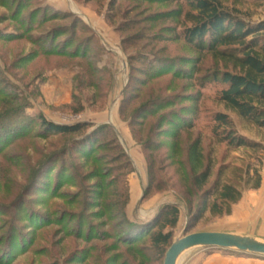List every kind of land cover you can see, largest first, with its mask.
I'll return each mask as SVG.
<instances>
[{
  "label": "trees",
  "instance_id": "trees-1",
  "mask_svg": "<svg viewBox=\"0 0 264 264\" xmlns=\"http://www.w3.org/2000/svg\"><path fill=\"white\" fill-rule=\"evenodd\" d=\"M83 1L88 3L93 0ZM126 1H134L135 7H124V5L127 6ZM244 1L108 0L106 6L105 21L119 35L127 33L121 36L122 48L135 47L141 40L148 41L147 43L156 39L161 42L180 40L197 53L196 56H183L180 60L191 65L189 70H180L177 67L178 58L159 54L152 56L143 52L129 54V64L137 62L138 66L131 68L124 91L128 88L130 90L121 99L119 105L121 115L130 108L132 103L143 98L138 105H135L128 119L132 137L141 144L147 159L148 183L143 190L142 197H147L153 190L174 188L176 180L170 184L174 176L183 181H189L190 178V184L195 187L196 193L192 196H199L194 212L190 213L187 218L185 225L187 231L206 212L215 216L229 215L232 205L242 197L240 184L243 182L247 186L249 183V167L245 170L247 175L245 178L243 174H238L239 178L229 181L224 179V168L220 167L215 172L212 183L207 186L214 173L213 162L210 157L205 162L200 134L186 149L178 144L185 130L196 128L195 123L200 114L199 103L202 100L203 89L209 85L217 86L213 101L223 108L209 114L208 133L213 143L224 144L229 149H263L260 142L237 132L235 123L229 114L233 112L251 126L264 128V16L256 21L253 20L256 13L252 12V9H242ZM249 1L253 3L250 4L253 7L256 5L259 8L260 6L264 10V0ZM143 3L148 6L142 7ZM153 5H170V7L151 11ZM0 8L10 12L9 17L2 14L0 18L3 20L7 17L9 21L17 25L16 31L14 29L7 31L8 28H6L0 32L1 43L21 41L22 39L19 38L28 33L27 35L33 37L32 42L35 46L31 53L32 56L27 57L28 60H37L36 57L41 55L79 58L80 60L87 59L88 66L94 64L95 68L94 60L97 55L94 51H90V44L96 34L78 15L55 9L43 0H0ZM145 12L146 14L142 16L141 13ZM117 18H120L121 22L115 24ZM68 19L71 21L70 24L54 25L41 31L43 25ZM165 21L167 23L160 26L158 32L148 33L157 27L159 22ZM79 23L88 34L85 38L75 42L74 30ZM135 29L138 31L130 33ZM12 37L16 40L11 41ZM143 65L145 68H141ZM98 71L101 73L100 70ZM166 76L170 77L165 83L158 82L161 84L154 85L155 81ZM180 78L189 81L190 84L186 85L195 86L197 90L184 94V100L190 104L183 106V109L179 111L173 107L176 106L180 96L176 93L166 94V92L174 89L173 83ZM9 88L13 87L7 81L1 89L3 90L1 92H6V94L0 98L1 169L4 170L11 165V158L2 151L3 147L7 148L21 137H32L37 125L41 127L42 138L45 140L59 137L65 139L60 147H57L55 142L49 143L51 150L44 155L42 162L57 165L56 174L63 175L58 180L59 182L56 179L51 187L52 196L61 187L70 185V182L79 176L76 173V167L72 162L67 163L65 156L71 157L75 153L83 157L85 161L92 160L91 164L96 167L89 172V178H95L98 181L93 186L85 188L86 201L76 198L70 202V204L85 205V210L82 209L81 212L75 213L69 221L64 220L65 210L57 214L59 218L55 216L56 213L45 212L40 213L39 216L36 214L35 226L48 227L55 223L61 226L66 225V235L72 234L74 230L75 238L83 241L84 246L75 247L69 253L65 263L116 264L119 261L118 264H134L137 259L144 263L142 259L149 255H146V252L150 250L163 257L175 236L172 230L179 222L180 209L175 203H164L148 220H131L128 217L125 209L129 196L128 187L124 184L119 188L116 183L121 177H125L124 172L130 173L134 167L112 125L101 123L93 126L92 122L85 120L59 123L47 119L43 114L34 117L27 116L24 113L27 104L20 102L23 94H20L16 88L17 93L8 92ZM90 103L94 105L96 101ZM78 109L77 111H80L83 108L80 106ZM164 113H167L166 115L170 118L166 119ZM154 118L156 120L144 131L145 124ZM144 135L145 139L142 140L140 136ZM34 136L36 137L37 134ZM152 136L156 139H152ZM162 137L169 139V142H162L158 139ZM162 149L165 158L170 160L167 167L172 168L166 182L157 176V171L162 173L163 168L158 167L157 171L155 169V158L158 151ZM96 150H102L104 154L95 158L93 155ZM179 152L184 157L186 155V159L177 158ZM109 153H114V156L107 157ZM174 153L177 154L176 157ZM98 165L101 166L97 168ZM107 165L114 166L107 168ZM255 172L256 180L252 188L260 186V176L257 174L258 171L255 170ZM7 180L10 181L7 177L4 180L5 183H8ZM49 189L50 180L46 178L39 190L40 193H47ZM185 191L187 193L186 188ZM92 194L95 195V199L91 200L94 203L89 202L88 198ZM188 195L191 196L190 193ZM18 202H21L20 198H16L12 205H18ZM7 208L8 205L0 203V213L4 214ZM91 210L94 212L90 214L88 211ZM6 236L5 256L9 258L11 253L9 250L11 247L13 249L15 242L11 233L8 232ZM145 240L148 241L147 245L138 246ZM61 242L60 240L53 241L57 247ZM122 245L125 250H122ZM61 249H65L63 245ZM124 254L126 257L123 256ZM148 257L151 258V256Z\"/></svg>",
  "mask_w": 264,
  "mask_h": 264
},
{
  "label": "rangeland",
  "instance_id": "rangeland-1",
  "mask_svg": "<svg viewBox=\"0 0 264 264\" xmlns=\"http://www.w3.org/2000/svg\"><path fill=\"white\" fill-rule=\"evenodd\" d=\"M43 1L50 3V0ZM107 2L108 0H93L88 3H85L83 0H64V5L62 6V8L73 15H78L96 34L90 44V51H94L97 55L96 60H94L96 64L95 68L94 64L88 66L87 59L80 60L79 58L69 59L41 55L36 57L37 60H28L27 57L32 56L31 53L35 49V46L32 42L33 37L27 35V33L22 38H19L22 39L21 41H17L12 37L10 38L11 41H16L6 44L0 42V81H2L0 83V92L3 91L1 89L4 88L8 81L11 87H13L9 88L8 92L17 93L16 90H18L20 94H23L20 102L21 104L24 102L27 104L24 113L30 117L43 114L47 119L59 123H72L85 120L92 122L93 126L101 123L112 125L119 133L118 139L125 152H132L135 157L133 158L135 159L133 164L134 170L130 173L124 172L125 177H121L119 182L116 183V186L119 188L124 184L128 187L129 196L125 209L131 220H148L162 204L175 203L180 209L179 222L172 230L175 236L179 233L185 235L195 231H225L264 239V128L251 126L235 113L229 112L235 123L237 132L249 139L260 142L263 149H229L224 144L213 143L208 133L210 128L209 114L223 109L222 106L216 105L213 101L215 92L218 89L215 85H209L203 89L202 100L199 103L200 114L195 123L196 128L185 130L181 134L178 144L184 146L186 149L194 138L200 134L205 152V162L209 157L211 158V162H213L214 173L207 186L212 183L215 172L220 167L224 168V179L228 181L239 178L238 174H243L245 178L247 176L245 170L249 167L248 185L246 186L242 182L239 186L242 190V195L245 196V200L247 201V203L246 201L243 202L240 214L232 216V210L229 215L224 214L221 216H215L206 212L187 231L185 229L187 218H189L190 213L194 212L199 196H192L196 192L195 187L190 184V178L189 181H183L181 178L174 176V179L170 181L171 184L176 180L174 188L168 187L164 190H153L147 197H142L143 190L148 183L147 159L141 144L136 142L132 137L131 130L128 127V119L133 108L136 107L135 105H138L143 98L137 100L136 103H132L125 113H121L120 115L119 112L120 101L130 90L128 88L124 91L125 86L128 84L131 68L132 66H138L137 62L132 63V65L129 64L128 55L135 54V52H143L152 56H157L158 54L161 56L166 55L179 59L177 67L180 70H189L191 65L180 60H182L183 56H196L197 53L180 40L161 42L156 39L149 43H147L148 41L141 40L135 47L122 48L121 36L127 33L119 35L105 21L104 16ZM251 3L249 0H245L241 8L252 9V12L256 13L253 17L255 21L263 18L264 10L260 6L259 8L256 5L253 7V5H250ZM134 4H136L134 1H126L127 6L124 5V7L130 6L133 8ZM147 6L148 4L146 3L142 4V7ZM169 7L170 5H153L151 11L163 10ZM2 14L7 17L10 16L8 10L0 8V16ZM144 14L146 12L141 13L142 16ZM7 17H4L3 20L0 18V32H3L6 28H8L7 31H13V29L16 31V23L9 21ZM70 22V19H68L48 23L43 25L41 31H45L50 26L65 25L70 24ZM119 22H121V19L117 18L115 24ZM165 23L167 21L159 22L157 27L148 33L158 32L159 27ZM76 26L74 30L75 42L85 38L88 34L81 27L80 23ZM135 31H138V29L131 30L130 33ZM107 32L108 34L114 33L113 35L116 36L115 42L112 43L107 40L105 35ZM18 58H22L20 59L21 61ZM145 65L141 68H145ZM98 70L101 73H98ZM168 77L170 76L155 81L154 85L161 84L162 82L165 83ZM173 84L175 85L174 89H170L166 94L171 95L172 93H176L180 96L176 106L173 107L180 111L183 109V106L190 104L184 100V94L194 92L197 88L186 85L190 83L184 78H180ZM4 94L6 92H1L0 98ZM91 101H96V104H91ZM80 106L83 109L77 111ZM164 114L166 119L170 118L169 115H166L167 113ZM155 118L157 119V117ZM155 118L145 124L144 131L156 120ZM40 128L39 125L35 126L32 137H21L7 148L4 149L3 147L2 150L10 156L11 165L3 170L1 169L2 162H0V203L8 205L7 211L5 210L4 214L0 213V264H54L56 262L57 264H69L68 262L65 263L69 253L75 247L84 246L83 241L75 238L74 230L70 235L65 234L66 225L61 226L59 223L48 227L34 225L37 221V215L39 216L40 213L50 212L56 213L55 216H58L57 214L61 213L62 210H65L66 213L64 220L69 221L72 216H75V213L81 212L82 209L85 210V205L80 206L70 204V202H73L76 198L85 200V188L93 186L98 181L95 178H89V172L94 168L96 169L95 165L91 164L92 160L85 161L83 157L73 153L74 155L71 154V157L65 156V160L67 163L72 162L79 176L71 181L70 185L61 187L52 196L51 187L56 179L58 181L63 175L56 174L57 165L43 164L42 162L44 155L51 150L49 143L55 142V145L57 144V147H60L65 139L59 137L45 140L42 138L43 134ZM34 134H37V136L35 137ZM128 134L132 139L128 140L127 143L124 138L125 136L128 137ZM140 137L142 140L145 139V135ZM151 138L156 139L153 136ZM158 139L162 142H169V139L165 137ZM94 154L93 156L98 158L104 154V151L96 150ZM113 154L109 153L108 156H105L111 158L114 156ZM174 156L176 157L177 154L175 155L174 153ZM182 157L186 159V155L184 157L179 152L177 158ZM155 160L156 171L158 167L163 168L162 173L157 171V176L166 182L167 176L172 172V168L167 167L170 160L165 158L163 149L158 151ZM99 166L101 165H98L97 168ZM112 166L114 165H109L107 168H112ZM255 170L258 171L257 174L260 176V186L258 188H252L256 180ZM7 177L10 181L7 180L8 183H5L4 180ZM46 178L50 180V189L47 193H40L39 188ZM160 178L158 179L160 180ZM185 188L187 189V193ZM83 196L84 198H82ZM16 198H20L21 202L13 206L12 202H15ZM88 198L90 202L95 199V195H89ZM110 199L114 200V198ZM91 202L94 203V201ZM141 207H145L147 209L146 212L142 213L140 211ZM88 212L91 214L94 211ZM88 212L86 213L87 217ZM8 232L14 236L15 242L13 249L11 247V250H9L11 251L9 258L5 256V252L7 251L5 240ZM54 240L62 242L57 247L53 243ZM147 244L148 241L145 240L138 244V246ZM62 245L65 248L64 250H60ZM122 250H125L124 245H122ZM146 255L151 256V258L145 256L142 259L144 263L137 259L134 261V264H163L164 256L161 257L151 250L146 252ZM123 256L126 257L125 254ZM178 264H264V256L238 250L206 247L196 248L187 252L180 258Z\"/></svg>",
  "mask_w": 264,
  "mask_h": 264
},
{
  "label": "water",
  "instance_id": "water-1",
  "mask_svg": "<svg viewBox=\"0 0 264 264\" xmlns=\"http://www.w3.org/2000/svg\"><path fill=\"white\" fill-rule=\"evenodd\" d=\"M217 247L264 256V239L234 232L195 231L174 236L167 248L163 264H178L180 258L196 248Z\"/></svg>",
  "mask_w": 264,
  "mask_h": 264
},
{
  "label": "crops",
  "instance_id": "crops-1",
  "mask_svg": "<svg viewBox=\"0 0 264 264\" xmlns=\"http://www.w3.org/2000/svg\"><path fill=\"white\" fill-rule=\"evenodd\" d=\"M47 4H49L50 6H52L53 8H55V9H59V10H62V11H67V10H65L64 8H62V6L64 5V0H53V1H51L50 0V3H47ZM91 14V13H90ZM92 15V14H91ZM114 34V33H113ZM112 34V32L111 33H109L108 34V32L105 34L106 35V37H107V40H109V41H111L112 43L113 42H115V39H116V36H114ZM110 42V43H111ZM111 43V44H112ZM115 129V128H114ZM115 131H116V133L119 135V133L117 132V130L115 129ZM121 139V138H120ZM125 141L128 143V140L130 141L131 139H132V137H130L129 136V134H128V137H126L125 136ZM126 148V147H125ZM128 155H129V157H130V159H131V161H132V164H134V161H135V159H133V158H135L134 156H133V154H132V152H130V153H127ZM246 200H245V196L244 195H242V197L240 198V200L237 202V203H235L234 205H232V213H231V215L233 216H236V215H238V214H240V211H241V209H242V206H243V202H245ZM246 203H247V201H246ZM146 208L144 207V208H142L141 207V209H140V211H142V213L143 212H146ZM153 213H154V211H153ZM230 215V216H231Z\"/></svg>",
  "mask_w": 264,
  "mask_h": 264
}]
</instances>
